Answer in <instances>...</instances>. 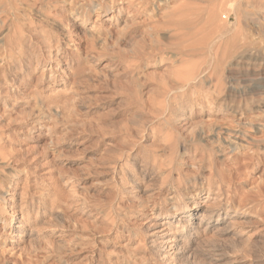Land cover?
<instances>
[{
	"label": "rangeland",
	"instance_id": "obj_1",
	"mask_svg": "<svg viewBox=\"0 0 264 264\" xmlns=\"http://www.w3.org/2000/svg\"><path fill=\"white\" fill-rule=\"evenodd\" d=\"M0 264H264V0H0Z\"/></svg>",
	"mask_w": 264,
	"mask_h": 264
},
{
	"label": "bare ground",
	"instance_id": "obj_2",
	"mask_svg": "<svg viewBox=\"0 0 264 264\" xmlns=\"http://www.w3.org/2000/svg\"><path fill=\"white\" fill-rule=\"evenodd\" d=\"M196 228V227H195ZM21 229H23V228H21ZM22 232V231H21ZM177 235V234H176Z\"/></svg>",
	"mask_w": 264,
	"mask_h": 264
}]
</instances>
